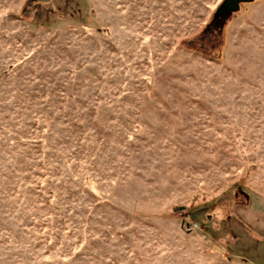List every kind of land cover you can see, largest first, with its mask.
Wrapping results in <instances>:
<instances>
[{"label": "rangeland", "instance_id": "obj_1", "mask_svg": "<svg viewBox=\"0 0 264 264\" xmlns=\"http://www.w3.org/2000/svg\"><path fill=\"white\" fill-rule=\"evenodd\" d=\"M0 0V264H264V0Z\"/></svg>", "mask_w": 264, "mask_h": 264}, {"label": "water", "instance_id": "obj_2", "mask_svg": "<svg viewBox=\"0 0 264 264\" xmlns=\"http://www.w3.org/2000/svg\"><path fill=\"white\" fill-rule=\"evenodd\" d=\"M254 0H224L215 12L217 17L226 16L229 13H235L240 5L251 3Z\"/></svg>", "mask_w": 264, "mask_h": 264}, {"label": "trees", "instance_id": "obj_3", "mask_svg": "<svg viewBox=\"0 0 264 264\" xmlns=\"http://www.w3.org/2000/svg\"><path fill=\"white\" fill-rule=\"evenodd\" d=\"M233 14L234 13H229L228 15L221 16V17H217L216 15H213L211 23L206 26L203 33L208 34V33H213V32H216L218 30H221V28L224 26V24L230 19V17Z\"/></svg>", "mask_w": 264, "mask_h": 264}]
</instances>
